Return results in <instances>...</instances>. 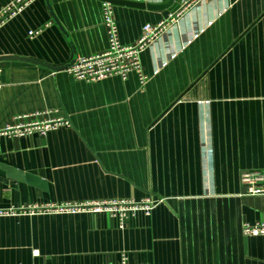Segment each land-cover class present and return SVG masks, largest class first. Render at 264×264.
<instances>
[{"label":"crops","instance_id":"0c3cea01","mask_svg":"<svg viewBox=\"0 0 264 264\" xmlns=\"http://www.w3.org/2000/svg\"><path fill=\"white\" fill-rule=\"evenodd\" d=\"M14 1L0 0V15ZM104 3L56 0L64 34L47 0L33 1L0 28V57L64 66L105 52ZM111 5L123 46L163 25L140 54L146 82L0 62V131L26 114L70 123L45 136L0 135V207L163 201L124 229L107 213L0 217V264H264V236L243 233L264 224V194L242 181L264 174V0Z\"/></svg>","mask_w":264,"mask_h":264},{"label":"built area","instance_id":"2783aa9c","mask_svg":"<svg viewBox=\"0 0 264 264\" xmlns=\"http://www.w3.org/2000/svg\"><path fill=\"white\" fill-rule=\"evenodd\" d=\"M35 0H15L10 3L0 15V28L11 18L23 12ZM104 23L108 29L109 47L99 54L86 57H79L72 66L66 69L75 79L85 82H97L105 80L112 76H120L123 80L128 78L131 72H136L142 82L147 81V77L142 74L140 54L144 48L159 34L163 25L153 26L147 24L144 26L142 38L134 46H123L119 40L118 28L114 20L112 5L104 3L103 8ZM38 32H30V35H36ZM1 75V70H0ZM3 87L0 80V89ZM42 114H26L16 118L12 124H8L0 131V135L6 137H23L33 134L45 136L49 132L57 130L63 126H69L70 123L63 117H42ZM242 181L247 186V191L255 195L264 194V174L261 172H245ZM163 200L154 198H145L141 201L132 199H113L98 202H88L77 206H11L7 208L0 207V217L33 215L57 212H90L94 214L107 213L118 223L120 229L125 228L126 221L139 212L150 216L154 209ZM243 233L249 237L264 236V224L249 225L243 227ZM121 264H127L123 257Z\"/></svg>","mask_w":264,"mask_h":264},{"label":"water","instance_id":"95a60500","mask_svg":"<svg viewBox=\"0 0 264 264\" xmlns=\"http://www.w3.org/2000/svg\"><path fill=\"white\" fill-rule=\"evenodd\" d=\"M56 0H47L48 3V7L51 13V16L54 20V22L58 25V27L60 28V30L66 34V31L64 30L62 24L60 23V21L58 20L52 5L55 3ZM104 2H108L111 3L113 5H130V6H134V7H147L149 9H155V10H160V9H165L170 7L176 0H169L167 3L165 4H160V5H149V4H145L142 2H132V1H127V0H102ZM7 60H22V61H28V62H32L34 64L43 66V67H47L49 69H51L52 71H60V70H64L70 66L73 65V63L75 62V60L71 61L70 63L64 65V66H53L44 62H41L39 60H35V59H30V58H23V57H18V56H2L0 57V62L2 61H7ZM12 175H14L15 177L19 178V179H23L25 178L27 181H30L36 185H42L44 184L43 182H41V180H39L38 178H36L33 175H29V174H22V172H16L15 170H11Z\"/></svg>","mask_w":264,"mask_h":264}]
</instances>
